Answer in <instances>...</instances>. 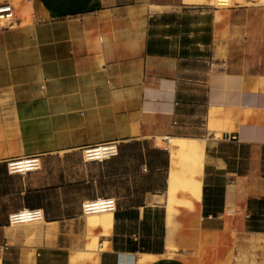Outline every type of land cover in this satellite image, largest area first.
<instances>
[{
	"label": "crops",
	"instance_id": "obj_1",
	"mask_svg": "<svg viewBox=\"0 0 264 264\" xmlns=\"http://www.w3.org/2000/svg\"><path fill=\"white\" fill-rule=\"evenodd\" d=\"M207 2L25 0L14 25L0 24V264H53L49 251L64 249L65 264H79L59 244L83 201L104 196L114 212L84 215L107 243L94 264L130 254L133 264L142 254L156 256L146 264H191L200 232L235 231L264 247V67L255 55L213 68L223 19ZM158 137L203 144L199 202L179 192L169 207L171 173L191 158L173 159ZM111 141L116 156L84 159L83 147ZM27 155L40 156L39 170L8 172V159ZM22 208L44 212L36 244L9 230Z\"/></svg>",
	"mask_w": 264,
	"mask_h": 264
},
{
	"label": "rangeland",
	"instance_id": "obj_2",
	"mask_svg": "<svg viewBox=\"0 0 264 264\" xmlns=\"http://www.w3.org/2000/svg\"><path fill=\"white\" fill-rule=\"evenodd\" d=\"M12 2L18 8L25 3V0H12ZM207 3L210 4V2ZM217 9L220 11L218 15L223 19V26L216 33L213 46V68L227 67L238 62L241 66H245L255 55L262 60L258 62V66L263 68L264 5ZM22 13L30 19L31 8L23 9ZM159 142L157 140L158 145L165 147V140ZM107 216L100 214L93 217L101 218L103 221ZM8 226L13 235L25 236L27 244H36L37 239H41L48 230L46 222L31 225H10L8 223ZM98 226L97 222L96 227ZM68 229L74 231V235L71 232L67 238L61 239L59 245L68 247L71 254L76 256L79 264L98 263L97 250L101 253L107 248V243L104 241L102 245L100 244L103 240H101L102 233L99 230L88 229L82 210L74 226L69 225ZM47 234L50 241L51 233L48 231ZM93 241L97 244L91 245ZM84 248L95 250V252L91 254L74 252L76 249ZM49 252L48 257L52 260L51 263L55 264L58 260L60 264H65L67 250ZM186 257L191 264H264V247L263 244L254 243V239L249 240L246 234L235 231L200 232L194 245L186 251ZM133 259L134 255L130 254L123 255L120 260L121 264H133Z\"/></svg>",
	"mask_w": 264,
	"mask_h": 264
},
{
	"label": "built area",
	"instance_id": "obj_3",
	"mask_svg": "<svg viewBox=\"0 0 264 264\" xmlns=\"http://www.w3.org/2000/svg\"><path fill=\"white\" fill-rule=\"evenodd\" d=\"M260 2H262L260 4ZM215 8H239L245 6L264 5V0H213L210 3ZM16 9L12 0L0 1V24L12 26L16 21ZM82 154L86 161H104L118 154L116 141L89 145L82 148ZM42 162L39 155H27L14 157L6 161V167L11 174H27L41 168ZM82 213L114 212L116 200L113 197H96L83 201ZM45 219L44 212L37 208H22L8 215L10 225H21L27 222L41 221Z\"/></svg>",
	"mask_w": 264,
	"mask_h": 264
},
{
	"label": "bare ground",
	"instance_id": "obj_4",
	"mask_svg": "<svg viewBox=\"0 0 264 264\" xmlns=\"http://www.w3.org/2000/svg\"><path fill=\"white\" fill-rule=\"evenodd\" d=\"M164 139L166 141L164 142L165 147L170 148L172 150L171 153L173 154V159L174 157H176L177 154H183L186 156V158H191V163L189 164V166L185 167L183 171L176 172L173 170L171 173L170 186L167 191V197H165V199H167L169 203V207H171L172 203L177 200V194L179 192L189 193L192 195L195 202H199L202 197L201 174L203 168L202 165L204 164L203 144L197 141L196 139L163 137L157 138V140H159L160 142L164 141ZM190 206L194 207V204L190 203ZM111 213L112 211L89 213L84 215L86 217H90L100 214L110 215ZM42 222H45V220L27 222L21 225H31ZM154 258H156V256L142 254V260L139 264H146L148 261L153 260Z\"/></svg>",
	"mask_w": 264,
	"mask_h": 264
}]
</instances>
